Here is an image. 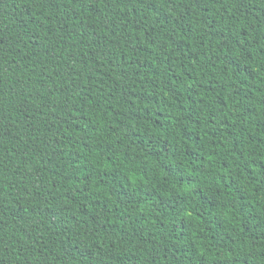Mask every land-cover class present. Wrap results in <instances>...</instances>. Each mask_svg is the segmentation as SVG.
Returning a JSON list of instances; mask_svg holds the SVG:
<instances>
[{
  "label": "trees",
  "instance_id": "16d2710c",
  "mask_svg": "<svg viewBox=\"0 0 264 264\" xmlns=\"http://www.w3.org/2000/svg\"><path fill=\"white\" fill-rule=\"evenodd\" d=\"M0 264H264V0H0Z\"/></svg>",
  "mask_w": 264,
  "mask_h": 264
}]
</instances>
